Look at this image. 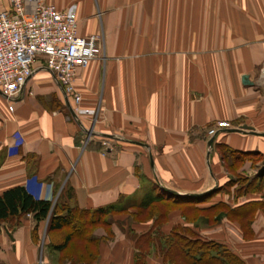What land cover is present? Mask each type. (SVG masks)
<instances>
[{"label":"crops","instance_id":"0c3cea01","mask_svg":"<svg viewBox=\"0 0 264 264\" xmlns=\"http://www.w3.org/2000/svg\"><path fill=\"white\" fill-rule=\"evenodd\" d=\"M45 1L75 6L102 53L77 72L79 105L40 59L12 111L0 93V196L110 211L61 251L52 214L9 220L0 264H167L157 240L179 227L264 264V0Z\"/></svg>","mask_w":264,"mask_h":264},{"label":"built area","instance_id":"2783aa9c","mask_svg":"<svg viewBox=\"0 0 264 264\" xmlns=\"http://www.w3.org/2000/svg\"><path fill=\"white\" fill-rule=\"evenodd\" d=\"M6 1L9 9L0 12V93L10 103L9 110L33 77L38 59L56 76L67 98L79 105L82 96L74 80L80 69L101 55V37L79 35L75 6L59 10L45 0ZM77 112L91 113L79 108ZM227 128L228 123L220 122L209 136Z\"/></svg>","mask_w":264,"mask_h":264},{"label":"trees","instance_id":"16d2710c","mask_svg":"<svg viewBox=\"0 0 264 264\" xmlns=\"http://www.w3.org/2000/svg\"><path fill=\"white\" fill-rule=\"evenodd\" d=\"M179 199L192 201L196 198L180 197ZM52 209V202L36 200L23 187L8 190L0 196V231L3 223L21 218L27 214H34L38 222L47 220L52 214L49 232L66 231L62 243L56 246V250L61 251L74 239H87L85 233L90 232V229L93 232V229L102 223L105 214L110 211L109 209H101L96 211L93 217L87 218V213H80L70 208L56 207ZM188 233L185 228L179 227L169 236L170 238L166 244L168 247L166 257H172L173 260L179 259V263L175 261L176 264H245L226 246L216 242L202 241L201 239L193 240L188 237ZM172 239H175L174 243H172ZM89 240L90 245L92 244V253L86 250L77 259L88 261L90 257H96L95 240L93 237ZM70 257L73 259L72 256Z\"/></svg>","mask_w":264,"mask_h":264},{"label":"rangeland","instance_id":"374dc122","mask_svg":"<svg viewBox=\"0 0 264 264\" xmlns=\"http://www.w3.org/2000/svg\"><path fill=\"white\" fill-rule=\"evenodd\" d=\"M213 129H215V128H212L211 130H213ZM210 131V130H209ZM209 131H208V136H209ZM240 180H243L242 178L240 179ZM241 182V181H240ZM162 211H163V209H162ZM188 237L189 238H191V239H193V240H198V239H201L202 241H207V240H204V239H202V238H199V237H197L196 235H194V234H190V233H188ZM169 238L170 237H162V236H160L159 238H158V245H157V248H159V255H160V257L163 259V261L165 262V263H167V264H176V262L175 261H178V263H179V259H177V260H173L172 259V257L171 258H167L166 257V253H167V246H166V244H167V242H168V240H169ZM175 239H172L171 241H172V243H174L175 241H174ZM139 260H140V262H143L144 260L142 259V258H139ZM174 261V262H173ZM177 263V264H178Z\"/></svg>","mask_w":264,"mask_h":264},{"label":"water","instance_id":"95a60500","mask_svg":"<svg viewBox=\"0 0 264 264\" xmlns=\"http://www.w3.org/2000/svg\"><path fill=\"white\" fill-rule=\"evenodd\" d=\"M243 82L245 84H249V78L247 76H245L243 78ZM69 108L71 110L72 116L73 117H77L76 114H75V112H74V110H73V108H71L70 106H69ZM246 129L249 130L250 128L248 126H243V127L239 128V129H230V130H228V132H241L242 130H246ZM92 134H93V132H92ZM103 137L110 138V139H114L115 138L114 136H110V135H104ZM213 141H214V139H211L210 140V142H209V146L210 147H212ZM257 175H258L259 178H263L264 177V166L259 170V172H258Z\"/></svg>","mask_w":264,"mask_h":264}]
</instances>
